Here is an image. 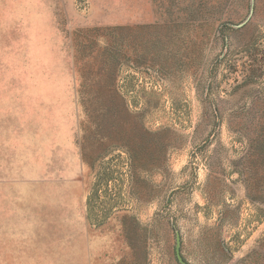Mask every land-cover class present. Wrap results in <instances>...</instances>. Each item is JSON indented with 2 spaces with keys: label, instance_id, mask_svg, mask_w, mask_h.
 <instances>
[{
  "label": "rangeland",
  "instance_id": "1",
  "mask_svg": "<svg viewBox=\"0 0 264 264\" xmlns=\"http://www.w3.org/2000/svg\"><path fill=\"white\" fill-rule=\"evenodd\" d=\"M0 264H264V0H0Z\"/></svg>",
  "mask_w": 264,
  "mask_h": 264
},
{
  "label": "trees",
  "instance_id": "2",
  "mask_svg": "<svg viewBox=\"0 0 264 264\" xmlns=\"http://www.w3.org/2000/svg\"><path fill=\"white\" fill-rule=\"evenodd\" d=\"M95 74H100V75H112L115 74V71H113V69L109 66V68H105V67H99L98 69H96ZM98 85L100 87H103L100 83H98ZM104 87L107 89V91L114 93L116 95L119 96V92L116 89V77L114 75V77H112L111 81L109 82H105Z\"/></svg>",
  "mask_w": 264,
  "mask_h": 264
}]
</instances>
